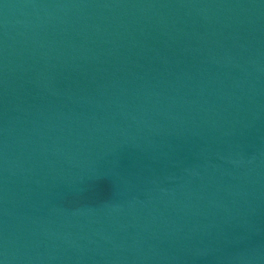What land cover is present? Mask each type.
Instances as JSON below:
<instances>
[{"label":"water","instance_id":"95a60500","mask_svg":"<svg viewBox=\"0 0 264 264\" xmlns=\"http://www.w3.org/2000/svg\"><path fill=\"white\" fill-rule=\"evenodd\" d=\"M0 264H264V0H0Z\"/></svg>","mask_w":264,"mask_h":264}]
</instances>
